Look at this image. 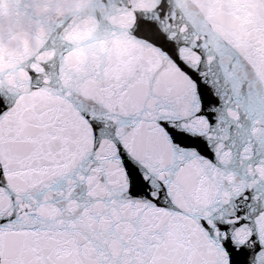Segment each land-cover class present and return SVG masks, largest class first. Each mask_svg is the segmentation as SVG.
I'll return each mask as SVG.
<instances>
[{
  "label": "snow or ice",
  "instance_id": "obj_1",
  "mask_svg": "<svg viewBox=\"0 0 264 264\" xmlns=\"http://www.w3.org/2000/svg\"><path fill=\"white\" fill-rule=\"evenodd\" d=\"M0 264H264V0H0Z\"/></svg>",
  "mask_w": 264,
  "mask_h": 264
}]
</instances>
